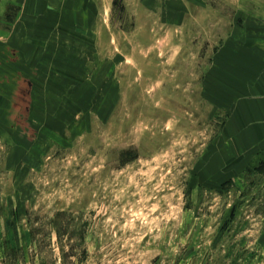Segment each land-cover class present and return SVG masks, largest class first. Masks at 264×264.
I'll return each instance as SVG.
<instances>
[{"label": "rangeland", "instance_id": "obj_1", "mask_svg": "<svg viewBox=\"0 0 264 264\" xmlns=\"http://www.w3.org/2000/svg\"><path fill=\"white\" fill-rule=\"evenodd\" d=\"M263 163L264 0H0V264H264Z\"/></svg>", "mask_w": 264, "mask_h": 264}, {"label": "trees", "instance_id": "obj_2", "mask_svg": "<svg viewBox=\"0 0 264 264\" xmlns=\"http://www.w3.org/2000/svg\"><path fill=\"white\" fill-rule=\"evenodd\" d=\"M263 169H264V163L261 164L259 167L256 168V172L257 173H264Z\"/></svg>", "mask_w": 264, "mask_h": 264}]
</instances>
